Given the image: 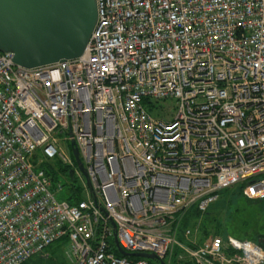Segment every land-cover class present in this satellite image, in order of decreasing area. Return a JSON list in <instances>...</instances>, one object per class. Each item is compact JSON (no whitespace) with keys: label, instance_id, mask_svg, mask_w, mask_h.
Masks as SVG:
<instances>
[{"label":"built area","instance_id":"1","mask_svg":"<svg viewBox=\"0 0 264 264\" xmlns=\"http://www.w3.org/2000/svg\"><path fill=\"white\" fill-rule=\"evenodd\" d=\"M95 6L78 58L26 68L0 52V264L62 238L71 264H149L119 248L264 264L259 242L198 240L185 223L237 185L264 202V0ZM71 140L86 178L65 152ZM44 162L66 180L62 200Z\"/></svg>","mask_w":264,"mask_h":264},{"label":"water","instance_id":"2","mask_svg":"<svg viewBox=\"0 0 264 264\" xmlns=\"http://www.w3.org/2000/svg\"><path fill=\"white\" fill-rule=\"evenodd\" d=\"M96 19L95 0H0V52L11 53L14 64L26 68L78 58ZM71 155L86 178L73 140ZM118 252L164 264L154 254Z\"/></svg>","mask_w":264,"mask_h":264},{"label":"rangeland","instance_id":"3","mask_svg":"<svg viewBox=\"0 0 264 264\" xmlns=\"http://www.w3.org/2000/svg\"><path fill=\"white\" fill-rule=\"evenodd\" d=\"M64 146L65 152L71 156L70 144ZM60 163L58 162L57 166ZM42 167L49 175L53 177V184L57 182L63 184L62 192L57 194V199L62 200L67 194L66 180L61 172L57 173L54 166L44 162ZM56 170V171H55ZM236 186L225 192L222 198L218 199L211 205V208L206 214L200 215L199 218L191 217L190 221H195L198 233L197 239L201 238L202 228H207L212 231L215 225L220 226L219 235L223 238L231 236L239 240H251L258 243L264 240V202L248 203L236 193ZM228 199L231 202H227ZM213 234V231L210 233ZM208 236V235H207ZM205 236V237H207ZM260 243V242H259ZM263 243V242H262ZM69 251L67 238L59 239L50 246L46 247L42 256H32L24 264H71L67 256ZM168 261V258L165 259ZM155 261V260H152Z\"/></svg>","mask_w":264,"mask_h":264},{"label":"trees","instance_id":"4","mask_svg":"<svg viewBox=\"0 0 264 264\" xmlns=\"http://www.w3.org/2000/svg\"><path fill=\"white\" fill-rule=\"evenodd\" d=\"M50 165L51 166H54L55 167V165H53V164H51L50 163ZM41 168H43L42 166H41ZM60 168V167H59ZM44 169V168H43ZM56 169V168H55ZM61 169L63 170V168L61 167ZM45 170V169H44ZM57 170V169H56ZM55 170V171H56ZM46 171V170H45ZM58 171V170H57ZM47 173V172H46ZM48 174V173H47ZM52 177H54V176H52ZM67 184V183H66ZM69 185H70V190H72L71 191V195H69L66 199H67V201H69L70 203H73L74 202V200H76V199H78L79 198V192H80V189H79V187L76 185V183H75V181L73 180H71V179H69ZM236 188H237V190H236V193H237V195L238 196H241L244 200H246L248 203H256V202H259V201H251V200H248L247 198H245L244 196H243V194H241V189H242V186L241 185H237L236 186ZM229 189H225V190H222L221 191V193L219 194L220 195V199L222 198V196H223V194L225 193V192H227ZM227 202H231V200L230 199H228V201ZM210 210V209H209ZM208 210V211H209ZM207 211V212H208ZM204 214H206V212L204 213ZM200 215H202V214H198V213H196L194 210H192L190 213H189V216H190V218L191 217H193L194 219L195 218H199L200 217ZM196 220V219H195ZM189 222L191 223V224H193V223H196L195 221H193V222H191L190 220H188V221H185V223H186V225H189ZM197 224V223H196ZM185 225V224H184ZM220 226H218V225H215L213 228H212V231H213V234L214 235H219V231L221 230L220 228H219ZM202 230V234H201V238L199 237V240H201L202 238H204L205 236H207V235H209L212 231L211 230H209V229H207V228H202L201 229ZM260 244L264 247V243H262V242H260ZM148 261H150V260H148Z\"/></svg>","mask_w":264,"mask_h":264},{"label":"bare ground","instance_id":"5","mask_svg":"<svg viewBox=\"0 0 264 264\" xmlns=\"http://www.w3.org/2000/svg\"><path fill=\"white\" fill-rule=\"evenodd\" d=\"M70 146H71V143H70ZM80 159V158H79ZM80 161H81V164H82V166L84 165V162H82V160L80 159ZM84 167V166H83ZM84 169H85V167H84ZM86 172V171H85ZM85 177V176H84ZM120 249V248H119ZM123 250V249H122ZM124 252H126V253H128V254H133V253H137V252H133V253H130V252H128V251H125V250H123ZM117 253L119 254V252H118V250H117ZM113 254H115V255H117L116 253H113ZM120 255V254H119ZM155 255V254H154ZM122 256H124V257H127V258H139V259H143V260H146L147 262H149L148 260H151V259H147V258H140V257H137V256H125V255H122ZM155 256H157V258L158 259H160V260H162L163 262H164V264H177L174 260H168V261H166L165 259L166 258H160L157 254L155 255ZM155 260V259H154ZM155 261H157V262H159L157 259L155 260ZM160 264V263H159Z\"/></svg>","mask_w":264,"mask_h":264},{"label":"flooded vegetation","instance_id":"6","mask_svg":"<svg viewBox=\"0 0 264 264\" xmlns=\"http://www.w3.org/2000/svg\"><path fill=\"white\" fill-rule=\"evenodd\" d=\"M149 264H159V262L150 260Z\"/></svg>","mask_w":264,"mask_h":264}]
</instances>
